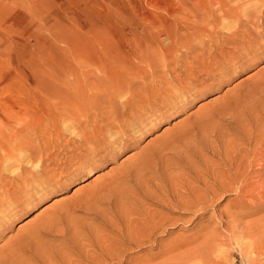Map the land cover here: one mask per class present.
<instances>
[{
  "label": "rangeland",
  "instance_id": "obj_1",
  "mask_svg": "<svg viewBox=\"0 0 264 264\" xmlns=\"http://www.w3.org/2000/svg\"><path fill=\"white\" fill-rule=\"evenodd\" d=\"M226 2L0 0V264H264V189L233 190L264 182V0Z\"/></svg>",
  "mask_w": 264,
  "mask_h": 264
},
{
  "label": "bare ground",
  "instance_id": "obj_2",
  "mask_svg": "<svg viewBox=\"0 0 264 264\" xmlns=\"http://www.w3.org/2000/svg\"><path fill=\"white\" fill-rule=\"evenodd\" d=\"M227 1V0H226ZM226 1H224V0H213V1H211V2H209V0H207V4L206 5H209V6H216V8H222V7H224V9L227 7V2ZM248 1H250V2H252V0H247V2L246 3H248ZM255 1V0H254ZM221 2H223L222 4L223 5H220L221 4ZM249 2V3H250ZM229 4V3H228ZM254 4V3H253ZM204 5V4H203ZM248 6V5H247ZM204 7H206V8H208L207 6H204ZM202 8V9H205V8ZM211 7V9L213 10V8L215 9V7H213L212 8ZM246 6H244V8H245ZM230 8V7H229ZM228 8V9H229ZM238 9H239V7H237ZM223 9V8H222ZM222 9L220 10V12H222L223 13V15H225L224 13H226V15H228L229 14V11L228 12H226L225 10H223L222 11ZM241 9H242V7H241ZM226 10H227V8H226ZM235 10H237L236 8L234 9V7L233 8H230V11H231V13H236L237 11H235ZM201 11H203V13H204V11H206V14L204 13V15H203V17L202 18H204L205 20H206V18H205V16H207V15H209V14H207L208 12H209V9H207V10H201ZM208 11V12H207ZM211 11V10H210ZM214 11V10H213ZM212 11V12H213ZM216 11V10H215ZM244 11V10H243ZM211 13V12H210ZM214 13H216V12H214ZM196 14V13H195ZM248 14V13H247ZM194 15V14H193ZM249 15H251V13L249 14ZM202 15H200V16H197L196 18H198V17H201ZM221 16V15H220ZM195 17V16H194ZM193 17V18H194ZM210 17H212V16H210ZM225 17V16H224ZM223 17V18H224ZM209 17L207 16V19H208ZM217 18V17H216ZM216 18H215V20H216ZM221 18V17H220ZM246 18V17H245ZM214 19V18H213ZM187 20V19H186ZM193 20H196V19H193ZM197 20H199V19H197ZM200 20H202L201 18H200ZM209 20V19H208ZM207 20V21H208ZM218 20V19H217ZM245 20V19H244ZM204 21V20H203ZM240 21V20H239ZM246 21V20H245ZM175 22V21H174ZM192 22V21H191ZM197 22V21H196ZM190 23V22H189ZM200 23H203L202 21L200 22ZM206 23V21L203 23V24H205ZM207 25L209 24V22L208 23H206ZM255 24V23H254ZM190 25H191V23H190ZM194 25V24H193ZM193 25H191V27L193 26ZM211 25V24H210ZM196 26H197V24H196ZM199 26V25H198ZM212 26H213V24H212ZM262 26V25H261ZM165 27H168L167 28V30H166V32H165V35H166V38H171V36H174L175 37V35H174V31H175V29L177 28H175V26H172V24L170 23V24H168V25H165L164 26V28ZM187 27V26H186ZM181 28H183V27H181ZM215 28V27H214ZM180 30V29H179ZM183 30V29H182ZM185 31H187L186 30V28L184 29ZM183 30V31H184ZM196 30V29H195ZM184 31V32H185ZM215 31V30H214ZM177 32V31H176ZM197 33H199L198 31H196ZM188 33V31L186 32V34ZM195 33V32H194ZM197 33L196 34H194L195 36H197ZM215 33V32H214ZM179 34V33H178ZM183 34H185V33H183ZM185 34V35H186ZM189 34H190V31H189ZM191 34H192V32H191ZM190 34V35H191ZM181 35V33L179 34V36ZM188 35V34H187ZM193 35V34H192ZM184 36V35H183ZM194 36V37H195ZM154 37V36H153ZM156 37V36H155ZM185 37V36H184ZM184 37H178L177 38V40H182V38L184 39ZM188 37H190L189 35L187 36V38ZM193 37V38H194ZM257 37V36H256ZM176 38V37H175ZM174 38V39H175ZM179 38H181V39H179ZM186 38V37H185ZM191 38H192V36H191ZM190 38V39H191ZM193 38H192V41H194L193 40ZM198 38V37H197ZM259 38V37H258ZM189 39V40H190ZM189 40H188V42H189ZM168 41V40H167ZM173 41V40H172ZM172 41H171V43H172ZM185 41L186 40H182L181 41V43H185ZM191 41V40H190ZM203 41V40H202ZM175 42V40L173 41V43ZM178 41H176L175 42V44L176 45H178V43H177ZM187 42V41H186ZM195 42V41H194ZM180 42H179V44H181ZM193 42H191L190 44H192ZM196 43V42H195ZM233 43V42H232ZM194 44V43H193ZM170 45V44H169ZM187 45V44H186ZM186 45H184L185 47H186ZM188 45H189V43H188ZM155 46V45H154ZM173 46H175V45H173ZM179 46H182V45H179ZM190 46V45H189ZM188 46V47H189ZM192 46V45H191ZM187 47V48H188ZM201 47V46H200ZM205 47V46H204ZM203 47V48H204ZM155 48H156V46H155ZM174 48V47H173ZM173 48H171V49H173ZM177 48H180V47H177ZM186 48V49H187ZM194 48V47H193ZM192 47H191V49H193ZM190 49V48H189ZM189 49H187V50H189ZM191 49H190V52H191ZM195 49H198V48H195ZM201 49H202V47H201ZM200 49V50H201ZM207 49V48H206ZM183 50H185V48L183 49ZM193 51V50H192ZM205 50H203V52H204ZM210 51V50H209ZM207 52V51H206ZM207 54H208V52H207ZM163 56V55H162ZM183 56V55H182ZM159 57H160V55H159ZM177 57V59L175 58V56L174 57H172V59L174 58V60L176 59V61L181 57H179V56H176ZM179 57V58H178ZM164 58V57H163ZM169 59H171L170 57H168ZM201 58V57H200ZM205 58H206V56H205ZM161 59V58H160ZM168 59V61L170 62V60ZM195 59V58H194ZM203 59V58H202ZM201 59V60H202ZM174 60H172V61H174ZM180 60V59H179ZM206 60V59H205ZM164 61V60H163ZM171 61V62H172ZM182 61V60H181ZM169 62H167V63H169ZM174 63V62H173ZM197 63V62H196ZM199 63V62H198ZM201 63V62H200ZM163 64H166L165 62L163 63ZM175 64V63H174ZM204 64V63H203ZM176 65V64H175ZM179 65V64H178ZM168 67V66H167ZM191 69H192V67H191ZM177 70V69H176ZM183 70V69H182ZM181 70V71H182ZM185 70V69H184ZM183 72V71H182ZM184 74H185V72H184ZM150 95V94H149ZM150 97V96H149ZM74 118V117H73ZM103 121V120H102ZM104 122V121H103ZM106 122V121H105ZM53 123H56L55 125H56V127H57V125H58V123L57 122H52V124L51 125H53ZM48 124V123H47ZM49 125V124H48ZM3 126L5 127V124H2V125H0V127H2L3 128ZM45 126H46V124H45ZM50 126V125H49ZM42 127H44V124H43V126ZM51 128L50 129H52L53 128V126H50ZM44 129V128H43ZM47 129V128H46ZM49 129V130H50ZM54 129H56L55 127L52 129V130H54ZM4 130L2 129L1 130V128H0V137H1V139H3V141H2V144H1V152H0V161H2V164H3V162H4V164H3V166H2V168L3 169H5V170H10L12 167H14V166H12L11 167V164L13 163V162H10L12 159H14V157H15V155H14V153H12L10 150H12L13 151V149H9V144H10V142H12V141H17V140H15L17 137H18V135H20L19 134V132L20 131H15L13 134H11L10 136H6V134L3 132ZM55 132V131H54ZM42 134H43V132H42ZM45 134V133H44ZM47 134V133H46ZM23 135V134H22ZM83 136V135H82ZM80 138V137H79ZM22 142V141H21ZM248 143V142H247ZM88 144V143H87ZM249 144V143H248ZM246 145V144H245ZM257 146V145H256ZM252 147V146H251ZM252 149V148H251ZM257 150V149H256ZM15 151V150H14ZM261 151V150H260ZM31 152H32V150H31ZM23 153V152H22ZM33 153V152H32ZM28 154V153H27ZM30 154V153H29ZM21 155V154H20ZM26 155V154H25ZM34 155V154H33ZM250 155V154H249ZM262 155H264V154H262ZM18 156V155H17ZM29 156H31V154L29 155ZM241 156V155H240ZM19 157V156H18ZM24 157V156H23ZM22 157V158H23ZM232 157H233V155H232ZM235 157V156H234ZM237 158V157H236ZM17 158H15L14 159V162L16 163V160ZM29 159V158H28ZM32 159H33V157H32ZM233 159V158H232ZM256 159H258V158H256ZM16 160V161H15ZM25 160H27V159H25ZM30 160V159H29ZM236 160V159H235ZM34 161V160H33ZM250 161H251V159H250ZM26 162V161H25ZM32 162V161H31ZM229 162V161H228ZM259 162V161H258ZM261 162V161H260ZM17 163H19V160H18V162ZM27 163V162H26ZM30 163V162H29ZM38 163V162H37ZM43 162H41V164H42ZM231 163H232V161H231ZM230 163V164H231ZM239 163H240V160H239ZM245 163V162H244ZM1 164V165H2ZM32 164V163H31ZM38 164H40V163H38ZM248 164V163H247ZM19 165V164H18ZM43 165V164H42ZM244 165V164H243ZM229 166V165H228ZM262 166H264V165H262ZM261 166V167H262ZM40 167V166H39ZM236 167V166H235ZM230 168V167H229ZM262 168H264V167H262ZM2 169V170H3ZM232 169V168H231ZM239 169H241V168H239ZM238 169V170H239ZM243 169V168H242ZM262 170V171H261ZM244 171V170H243ZM260 171H261V173L262 172H264V169H260ZM11 172H12V170H11ZM218 172V171H217ZM230 172V171H229ZM219 173V172H218ZM223 173V172H222ZM240 173H242V172H240ZM220 174H221V171H220ZM232 174V173H231ZM239 174V172L238 171H234V173H233V176H232V178L233 179H235L236 181H238V178H237V176L239 177L240 176V174ZM243 175H244V173H242ZM258 174V173H257ZM214 175V174H213ZM212 175V176H213ZM219 175V174H218ZM222 175L223 174H221V175H219V176H216V177H218L219 179H217L215 176H214V178H216V179H214L213 180V182H212V184H209V185H204V184H206L207 183V181H206V183H203V185H204V188H203V190H201V191H188L185 195H183L182 196V200H181V198L180 199H178V201H174V203H172V205H170L169 203H168V201H167V203H160V202H157V203H160V204H163V205H166V206H170V207H173V208H176V209H180V210H198V211H200V207H202L203 205H205L206 206V204H207V206H209L208 205V203L209 202H213L214 200H215V198L218 196L217 195V192H226V191H230L231 189H229V188H231V181L232 180H230L228 177H226V178H224V177H222ZM242 176V175H241ZM210 178H212V177H210ZM247 178V177H246ZM261 178V177H260ZM211 180V179H210ZM235 180H233V183H234V181ZM247 180V179H246ZM235 181V183L234 184H236V183H238V182H236ZM199 182V181H198ZM203 182V181H202ZM239 182H242V180L240 181L239 180ZM247 182V181H246ZM242 183V184H239L238 183V185L236 184V188H234L233 190L234 191H236V194H237V197L239 198V199H241V198H245V197H242V195L240 196V194H242L243 192H244V195L246 194H250V195H252L251 193L252 192H254V191H258V192H260V191H262V189H264V182H262V183H259L258 181H256V183L254 182V183H252L251 184V186L248 184V183ZM253 182V181H252ZM258 182V183H257ZM31 184V183H30ZM22 186V185H21ZM190 186V185H189ZM191 189V188H190ZM193 189V188H192ZM229 189V190H228ZM186 190V189H185ZM187 190H188V187H187ZM220 190V191H219ZM154 191V190H153ZM168 191V190H167ZM158 193V192H157ZM178 193V192H177ZM154 195H156V194H154ZM162 195H164V194H162ZM177 195V194H176ZM182 195V194H181ZM245 195V196H246ZM4 196H6V195H4ZM8 196H9V194H8ZM8 196L6 197V198H8ZM21 196V195H20ZM149 196V195H148ZM148 196H146L147 198H148ZM165 196V195H164ZM163 196V197H164ZM167 196V195H166ZM173 196V195H172ZM145 197V198H146ZM150 197V196H149ZM155 197V196H154ZM255 197H257V196H255ZM144 198V197H143ZM152 198V197H151ZM156 198V197H155ZM218 198V197H217ZM216 198V199H217ZM248 198V197H247ZM10 199H12V198H10ZM22 199V198H21ZM164 199V198H163ZM158 200V199H157ZM246 200V199H245ZM161 201V200H160ZM164 202H165V200H164ZM173 202V201H172ZM156 203V202H155ZM6 204V203H5ZM140 204H141V202H140ZM3 205V204H2ZM161 206V205H160ZM159 206V207H160ZM169 207V208H170ZM197 207L199 208V209H197ZM204 207V206H203ZM203 207L201 208V209H203ZM161 208V207H160ZM168 208V207H167ZM206 208V207H205ZM143 209V208H142ZM231 209V208H230ZM233 209V208H232ZM175 210V209H174ZM205 210V209H204ZM189 211V212H190ZM195 211V212H196ZM202 211V210H201ZM224 211V210H223ZM155 212V211H154ZM154 212L152 213V214H150L149 213V215L147 214V212L145 213V214H147V216L144 214V219H143V222H142V220L140 219V222H142V225H141V230L142 231H144V232H146V233H149V234H152L153 232H155V231H158V230H163V228H164V226H165V224H167L169 221V217L167 218L166 216V218H163L162 216H159L158 214L159 213H157V215L155 214L154 215ZM181 212V211H180ZM132 213V212H131ZM171 213V212H170ZM192 213V212H191ZM130 214V213H129ZM138 214V213H137ZM192 214H194V212L192 213ZM197 214V213H196ZM164 215V214H163ZM133 216V215H132ZM143 216V215H142ZM140 217V216H139ZM173 218V217H172ZM139 219V218H138ZM173 220V219H172ZM166 221H167V223H166ZM135 227V226H134ZM126 228V227H125ZM128 228V227H127ZM139 229V228H138ZM140 230V229H139ZM121 232V231H120ZM126 232V231H125ZM125 232H124V234H125ZM119 233V232H118ZM131 233V232H130ZM146 233H144V237H145V234ZM211 234V233H210ZM122 235V234H121ZM128 235V234H127ZM137 235V234H136ZM138 235H140V234H138ZM129 236V235H128ZM143 236V235H142ZM205 236V235H204ZM209 236V235H208ZM207 236V237H208ZM212 236V235H211ZM213 236H215V235H213ZM133 237V236H132ZM139 237V236H138ZM147 237V239H149L150 240V235H147L146 236ZM202 237V236H201ZM128 238V237H127ZM136 238H137V236H136ZM250 238V237H249ZM129 239V238H128ZM139 239H141V240H144L143 239V237L141 238V236H140V238ZM216 239V238H215ZM132 240V239H131ZM118 241V240H117ZM212 241V240H211ZM211 241H209V242H211ZM120 242V241H119ZM140 242V241H139ZM207 242V241H206ZM216 242V241H215ZM251 242V241H250ZM249 242V243H250ZM128 243H129V240H128ZM136 243H137V241H136ZM146 243H148V240H147V242ZM254 243V242H253ZM121 244V243H120ZM130 244V243H129ZM239 244H240V242H239ZM139 245V244H138ZM147 245V244H146ZM207 245H208V242H207ZM211 246H213V244H210ZM253 245V244H252ZM143 246V245H142ZM215 246V245H214ZM105 247V246H104ZM136 247V246H135ZM248 247H250L251 248V246H249L248 245ZM248 247H246V248H248ZM255 248V247H254ZM222 251V250H221ZM113 252V251H112ZM216 252V251H215ZM219 252V251H218ZM222 252H224V251H222ZM243 252V251H242ZM246 252V251H245ZM251 252V251H250ZM109 253H111V252H109ZM167 254H168V252H166ZM220 253V252H219ZM252 253V252H251ZM251 253H250V255H251ZM254 254H255V252H254ZM220 255V254H219ZM222 257V256H221Z\"/></svg>",
  "mask_w": 264,
  "mask_h": 264
}]
</instances>
